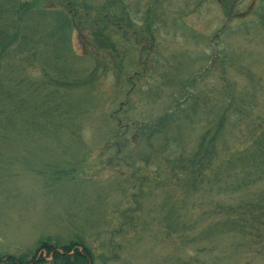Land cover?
<instances>
[{
	"label": "rangeland",
	"instance_id": "obj_1",
	"mask_svg": "<svg viewBox=\"0 0 264 264\" xmlns=\"http://www.w3.org/2000/svg\"><path fill=\"white\" fill-rule=\"evenodd\" d=\"M20 1L59 12L65 0ZM75 1L88 15L65 46L44 39L54 15H0L17 33L0 62V256L52 264L39 244L79 237L94 264H264V226H234L231 206L264 192L251 144L264 137V0ZM105 14L117 26L85 22ZM104 30L99 46L92 33ZM47 49L79 56L53 61ZM177 103L180 126L157 128ZM203 141L215 155L202 170L213 166L172 185L171 150L190 155Z\"/></svg>",
	"mask_w": 264,
	"mask_h": 264
},
{
	"label": "trees",
	"instance_id": "obj_2",
	"mask_svg": "<svg viewBox=\"0 0 264 264\" xmlns=\"http://www.w3.org/2000/svg\"><path fill=\"white\" fill-rule=\"evenodd\" d=\"M20 3H16V0H0V15L9 13L10 15H14L15 17L19 18L21 21L22 19L24 21L30 20L31 18H38V20L41 22L42 20L40 18H46L47 16L54 15L55 17V28L56 30H53V28L50 31H46V35L44 36V39H46L47 46H56V42L59 40L60 46H65V43L67 40H69L70 34L77 28H80L79 22L81 20V17L83 15H88V7L87 5H80V9L77 6V3L75 0H65L62 1L63 3H57L60 11L54 12L52 8L48 9H36L33 5V2L31 1H20ZM9 2V3H8ZM105 6V5H104ZM6 10V11H5ZM107 10V7H105L104 11ZM24 16H27L28 18L25 19ZM99 17H95L93 19H86V23L90 20L92 24L96 25L99 22L103 23H111L112 25L117 26L118 22L112 21L111 17H108L107 14ZM115 20V19H114ZM42 23V22H41ZM34 25L33 27H35ZM15 27V23H14ZM82 28V27H81ZM35 29V28H33ZM30 30L29 32H36L35 30ZM119 29H122L121 27ZM58 31L61 33V36L58 37ZM104 31H94L92 34H94L93 42L96 44H99V46H103L104 44L108 45V38L104 35ZM29 33V37L25 44L34 42L32 40L31 35L34 34ZM17 37V33L9 32V31H3L0 29V62L8 61L12 55H15L13 51L9 53L8 46L14 42V39ZM56 37L58 39H56ZM22 48V47H21ZM62 52H71L73 54V57H78L76 53L73 52V49H47L45 51V54H43V58L46 57L47 59L53 60V57L55 60H59L61 58ZM69 56L70 53H69ZM58 63V62H56ZM58 68H62L60 65L57 66ZM61 71V70H59ZM77 83V82H76ZM9 96L2 94L0 95V108H4L6 106V102L8 101ZM180 104L177 103L176 107L174 109H171V111L165 112V115L160 118L158 121V124L156 127L161 128L164 131H169V128L178 127L181 124V119L179 118L180 113ZM228 107L226 106V109L221 111L220 118H219V126H222V124L225 123V121L228 118ZM223 110V109H222ZM120 124V122H118ZM121 126V125H120ZM156 131L150 130L148 137L153 135ZM260 133L264 134V130ZM136 139V138H135ZM137 143L141 142V133L140 137ZM252 142L254 145V149L252 150V158L255 159L256 157H261L264 159V137H260L259 134H252ZM214 141V140H213ZM169 146V144H168ZM249 147L243 143V146L240 149H234L227 151L226 157L227 160H223L224 165L228 166L230 165L229 162L230 158L234 159V157L238 158V156H242V152L244 150L247 151ZM197 152H193L190 155H186L185 152L177 153L174 150H171L168 157L165 159L168 164L170 160V166H169V173L172 178L176 179V184H174L173 179L171 182L172 185H180L182 180L187 178L186 184H193L198 179H202V176L205 175V172L208 171L212 166L213 163L206 164V168L202 170V162L204 161L203 154L210 157H214L215 155V149H210V145L206 146L204 141L200 143L199 148L196 150ZM245 151V152H246ZM225 157V158H226ZM242 158V157H241ZM218 159V156H217ZM221 162V161H220ZM204 163V162H203ZM247 164V163H246ZM219 166V165H218ZM216 165L213 167V171L215 170ZM165 169V168H164ZM165 171V170H164ZM200 180H198L199 182ZM264 193V192H263ZM259 194L260 196L254 197L252 199H249L247 201H235L233 203L235 210L234 212H237L238 219L235 220L236 224L234 226L238 228H242L243 224H251L253 226H264V194ZM255 229H259L256 227ZM83 240L79 237L77 240L71 239L67 242H57V244L50 242L49 239H46L42 241L37 252L40 250H45L49 255L52 257V264H94L93 261V255L91 251L84 246ZM77 245H83V250H79L77 248ZM3 261V264H42L45 262L44 258H36L33 257V259H29L27 255H21V256H14V255H5L0 256V264Z\"/></svg>",
	"mask_w": 264,
	"mask_h": 264
}]
</instances>
